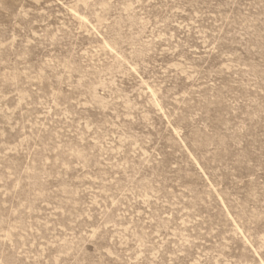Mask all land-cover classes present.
Wrapping results in <instances>:
<instances>
[{"label":"rangeland","instance_id":"obj_1","mask_svg":"<svg viewBox=\"0 0 264 264\" xmlns=\"http://www.w3.org/2000/svg\"><path fill=\"white\" fill-rule=\"evenodd\" d=\"M0 264H264V0H0Z\"/></svg>","mask_w":264,"mask_h":264}]
</instances>
